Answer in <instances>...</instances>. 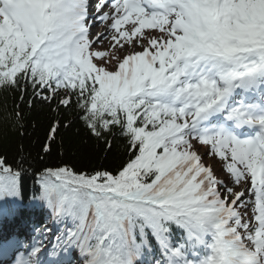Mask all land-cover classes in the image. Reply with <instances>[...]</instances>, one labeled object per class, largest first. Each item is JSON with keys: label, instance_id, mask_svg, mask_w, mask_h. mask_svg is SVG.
Segmentation results:
<instances>
[{"label": "snow or ice", "instance_id": "obj_1", "mask_svg": "<svg viewBox=\"0 0 264 264\" xmlns=\"http://www.w3.org/2000/svg\"><path fill=\"white\" fill-rule=\"evenodd\" d=\"M0 88L56 113L47 157L61 109L124 147L88 171L0 158V219L47 210L0 264H264V0H0Z\"/></svg>", "mask_w": 264, "mask_h": 264}, {"label": "trees", "instance_id": "obj_2", "mask_svg": "<svg viewBox=\"0 0 264 264\" xmlns=\"http://www.w3.org/2000/svg\"><path fill=\"white\" fill-rule=\"evenodd\" d=\"M30 99V96L26 97L21 103L19 93L14 94L0 88V158H5L9 164L13 161L19 164L22 160H26L27 163L23 165L25 168L29 165L33 168L44 165L53 166L63 159L84 171L101 165L115 168L120 163L124 152L122 141H116L111 152L106 151L104 142L97 143L87 133L83 122L76 119L75 111L67 112L63 109H61L63 115L60 121L62 126L53 146L55 151L52 157H47L41 146L46 143L48 125L53 121L56 113L43 103H37L35 107L30 108ZM17 110L22 113L19 120L16 118ZM65 124H70V126L64 127ZM106 156L107 159H105ZM29 171L31 172L32 169ZM31 189L32 180L29 178L25 189L26 196L31 195ZM34 209H39V211L34 212ZM34 209L24 208L22 210L28 216H32L35 222L40 223L46 219V209ZM37 216H40L39 219H35Z\"/></svg>", "mask_w": 264, "mask_h": 264}, {"label": "rangeland", "instance_id": "obj_3", "mask_svg": "<svg viewBox=\"0 0 264 264\" xmlns=\"http://www.w3.org/2000/svg\"><path fill=\"white\" fill-rule=\"evenodd\" d=\"M200 153L203 155L205 153V151L203 149H199ZM203 161L205 164L209 165L212 164L216 167L217 171H218V167L216 166V162L213 161L212 158H210L209 156H204L203 157ZM219 176H221V174H219Z\"/></svg>", "mask_w": 264, "mask_h": 264}]
</instances>
